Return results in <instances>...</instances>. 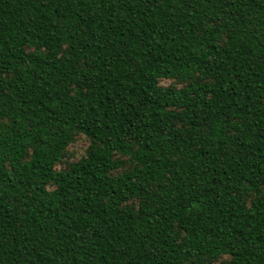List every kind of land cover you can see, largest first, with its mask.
Masks as SVG:
<instances>
[{
  "label": "trees",
  "instance_id": "trees-1",
  "mask_svg": "<svg viewBox=\"0 0 264 264\" xmlns=\"http://www.w3.org/2000/svg\"><path fill=\"white\" fill-rule=\"evenodd\" d=\"M0 264H264V0H0Z\"/></svg>",
  "mask_w": 264,
  "mask_h": 264
},
{
  "label": "rangeland",
  "instance_id": "rangeland-1",
  "mask_svg": "<svg viewBox=\"0 0 264 264\" xmlns=\"http://www.w3.org/2000/svg\"><path fill=\"white\" fill-rule=\"evenodd\" d=\"M163 84H169V80L162 81ZM88 142L84 137L77 138L76 142L70 144L68 148V156L65 157L67 160L78 159L85 154L86 148L88 147Z\"/></svg>",
  "mask_w": 264,
  "mask_h": 264
}]
</instances>
